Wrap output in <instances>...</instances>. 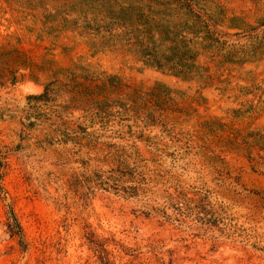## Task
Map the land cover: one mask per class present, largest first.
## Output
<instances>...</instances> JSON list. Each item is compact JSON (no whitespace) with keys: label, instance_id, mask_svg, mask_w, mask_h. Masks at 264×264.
I'll return each instance as SVG.
<instances>
[{"label":"rangeland","instance_id":"rangeland-1","mask_svg":"<svg viewBox=\"0 0 264 264\" xmlns=\"http://www.w3.org/2000/svg\"><path fill=\"white\" fill-rule=\"evenodd\" d=\"M0 264H264V0H0Z\"/></svg>","mask_w":264,"mask_h":264},{"label":"trees","instance_id":"trees-1","mask_svg":"<svg viewBox=\"0 0 264 264\" xmlns=\"http://www.w3.org/2000/svg\"><path fill=\"white\" fill-rule=\"evenodd\" d=\"M148 60H151V58H148ZM171 67H175V66H171ZM9 227H10L11 231L14 234H17V235H19L21 237L22 228H21V225L19 224V222L17 221V219H16L15 216H12L11 217V222L9 223Z\"/></svg>","mask_w":264,"mask_h":264}]
</instances>
